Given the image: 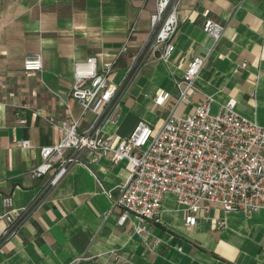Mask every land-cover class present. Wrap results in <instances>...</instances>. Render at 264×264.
Wrapping results in <instances>:
<instances>
[{"label": "crops", "instance_id": "obj_1", "mask_svg": "<svg viewBox=\"0 0 264 264\" xmlns=\"http://www.w3.org/2000/svg\"><path fill=\"white\" fill-rule=\"evenodd\" d=\"M181 5L171 53L166 59L157 49L147 54L140 72L124 85L117 123L106 122L105 133L127 136L138 120L161 124L177 97L173 78L182 76L192 57L213 47L202 30L205 10L225 29L180 111H192L205 95L213 97L212 112L234 99L237 112L264 126V0H182ZM154 7L155 0H0V216L3 196L21 208L39 191L45 178L29 171L40 161L39 148L59 139L50 120L80 117L85 127L94 116L91 111L81 116L69 94L73 62L111 55L135 22L131 46L110 77L119 82L149 33ZM31 53L41 54L43 66L29 74L22 61ZM162 90L171 97L157 105ZM21 139H29L30 146H20ZM128 175L126 159L73 164L27 213L17 234L0 244V264H71L77 257L82 258L76 264H264V209L246 215L212 203L190 225L174 195L166 193L160 221L149 222L146 234L133 232L131 213L118 225L121 208L113 197ZM219 219L225 227L217 226ZM5 224L0 217V232Z\"/></svg>", "mask_w": 264, "mask_h": 264}, {"label": "built area", "instance_id": "obj_2", "mask_svg": "<svg viewBox=\"0 0 264 264\" xmlns=\"http://www.w3.org/2000/svg\"><path fill=\"white\" fill-rule=\"evenodd\" d=\"M181 3L182 0H155L149 33L132 54L119 82L110 77L117 60L131 46L135 22L128 26L125 40L111 55L92 54L73 62L69 94L79 104L81 116L87 111L94 116L85 127H81L80 117L59 123L50 120L60 133L59 139L39 148L40 161L29 171L33 178L45 179L24 207H14L10 195L2 197L5 211L0 217L6 224L0 232V244L17 234L27 213L47 197L73 164L100 157L111 162L127 161L128 179L119 186L113 204L121 208L117 224L123 225L128 213L133 214V232L138 235L148 232L149 222L160 221L166 193L174 195L185 223L190 225L195 223L196 214L208 211L212 203L246 215L264 209V126L237 112L234 99L221 104L216 112L211 111V95L193 104L190 112L179 109L185 100H190L194 79L225 29V24L211 18L207 10L203 12L202 30L213 39V47L204 55L192 57L182 76L173 78L177 97L161 124L152 126L138 120L127 136L104 132L106 122L117 123L124 85L140 72L147 54L157 49L159 57L166 59L171 53ZM42 66L40 53L23 58L26 73L40 71ZM170 97L162 90L155 104L165 105ZM18 144L29 147L30 141L21 139ZM225 225V219L217 221L219 228Z\"/></svg>", "mask_w": 264, "mask_h": 264}]
</instances>
